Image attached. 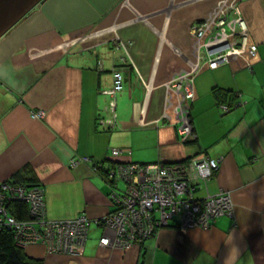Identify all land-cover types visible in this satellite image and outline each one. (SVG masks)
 <instances>
[{
    "label": "crops",
    "instance_id": "0c3cea01",
    "mask_svg": "<svg viewBox=\"0 0 264 264\" xmlns=\"http://www.w3.org/2000/svg\"><path fill=\"white\" fill-rule=\"evenodd\" d=\"M220 1L46 0L0 38V182L30 171L45 190L48 218L91 219L81 255L42 243L26 246L28 255L44 264H264V0L239 2L257 54L192 74L195 142L179 137L175 95L166 110L168 83L196 61L192 26ZM114 70L124 88L108 131L99 118L112 117L103 91L113 87ZM218 88L238 92L242 104L224 112ZM39 110L46 115L33 118ZM200 155L221 159L207 187L230 191L234 215L206 229L175 221L128 249L100 244L112 203L97 163ZM74 157L91 160L73 166ZM206 194L203 185L197 195Z\"/></svg>",
    "mask_w": 264,
    "mask_h": 264
},
{
    "label": "built area",
    "instance_id": "2783aa9c",
    "mask_svg": "<svg viewBox=\"0 0 264 264\" xmlns=\"http://www.w3.org/2000/svg\"><path fill=\"white\" fill-rule=\"evenodd\" d=\"M239 2L221 0L208 17L192 26L191 32L196 37V61L191 63L192 71H179L167 85L166 110L173 105L172 97L175 95V121L182 143L194 137L191 106L196 98V90L195 76L192 74L196 75L204 67L215 69L240 56L257 54L258 45L248 42L249 29ZM102 65L100 61L99 66ZM113 76V87L103 91L111 96L108 109L112 117L99 120L109 128L116 126V98L124 87L122 72L114 70ZM223 109L228 110L226 106ZM45 115L43 110L32 112L33 118ZM164 117L171 119L167 111ZM120 153V149H113L114 156ZM90 160L89 157H74L70 163L76 166ZM220 162L221 159L203 155L189 161L121 162L113 166L110 177L118 178L110 193L114 208L101 219L106 227L100 239L101 245L128 249L143 244L160 228L175 221L182 228H208L218 217L234 215L230 191L221 190L212 194L207 187V182L219 170ZM119 178L126 181V188L122 191H116L119 189ZM203 185H206L207 194L198 196ZM12 199L30 202L31 220L18 222L8 214L7 203ZM0 213L4 214L10 226H16L17 242L24 247L43 243L48 251L79 256L86 246L91 219L86 214L71 219L48 218L42 186L22 187L0 183Z\"/></svg>",
    "mask_w": 264,
    "mask_h": 264
},
{
    "label": "trees",
    "instance_id": "16d2710c",
    "mask_svg": "<svg viewBox=\"0 0 264 264\" xmlns=\"http://www.w3.org/2000/svg\"><path fill=\"white\" fill-rule=\"evenodd\" d=\"M32 12H30L29 14H31ZM215 93L219 105L222 106V108L223 106H226L228 108L227 111L223 110L224 112H230L238 105L242 104V101L236 100V96L238 95V92L234 90L218 88L215 90ZM100 119L101 118H99V120ZM111 129L112 128H109L108 131H112ZM195 141H196V135L194 132V137L183 143L189 144ZM193 158L194 157L186 158L183 160L189 161ZM121 162L119 161L114 162L111 160V162L108 163L105 162H103V164L97 163V168L102 171L104 178L108 181L111 187L114 186L116 178L115 177L111 178L109 173L113 166ZM166 162H170V161H166ZM4 183H7L8 185H12V186H22V187L41 186L35 180L34 174L32 172L30 173V171H25L24 173L19 172L12 179L5 181ZM7 205H8L7 206L8 214L13 216L18 222H26L27 220L32 219V214L30 212V202L26 200L12 199L11 201H9V203H7ZM113 208L114 207L112 206V209ZM170 225L173 224H169L168 226ZM17 234H18V229L16 228V226L15 225L10 226L6 222V217L4 216V214L0 213V264H44L43 259L34 258L26 253L25 251L26 248L17 242L16 239Z\"/></svg>",
    "mask_w": 264,
    "mask_h": 264
},
{
    "label": "water",
    "instance_id": "95a60500",
    "mask_svg": "<svg viewBox=\"0 0 264 264\" xmlns=\"http://www.w3.org/2000/svg\"><path fill=\"white\" fill-rule=\"evenodd\" d=\"M46 0H0V38Z\"/></svg>",
    "mask_w": 264,
    "mask_h": 264
},
{
    "label": "rangeland",
    "instance_id": "374dc122",
    "mask_svg": "<svg viewBox=\"0 0 264 264\" xmlns=\"http://www.w3.org/2000/svg\"><path fill=\"white\" fill-rule=\"evenodd\" d=\"M69 44H71V43H69ZM68 47H70V46H68ZM202 64H203V60H202ZM123 86H124V84H123ZM124 88V87H123ZM123 90V89H122ZM120 92H122V91H120ZM119 92V93H120ZM113 134V133H112ZM119 138H122V137H119ZM123 139V138H122ZM115 148H118V147H115ZM120 155H121V153H120ZM119 155V156H120ZM119 156H114V157H119ZM207 156H209V155H207ZM209 157H211V156H209ZM213 158V157H212ZM158 161H164L163 159H159ZM115 162V161H114ZM141 162H146V161H141ZM157 162V161H156ZM172 162H175V161H172ZM172 162H170V163H172ZM150 163V162H149ZM151 163H154V162H151ZM105 166H107V165H105ZM116 179H118V178H116ZM118 188L120 189H118V190H116V191H122L123 189H125L126 188V181L123 179V178H119V180H118ZM115 190V189H114ZM111 191H113V188L111 187ZM110 213V212H109ZM194 227H199V226H194ZM200 228H202V227H200ZM203 229V228H202ZM204 229H206V228H204ZM93 233L94 232H92L91 234H92V236H93ZM35 244H39V243H35ZM43 244V243H42ZM101 244V243H100ZM46 246V245H45ZM86 247V246H85ZM48 250V249H47Z\"/></svg>",
    "mask_w": 264,
    "mask_h": 264
}]
</instances>
